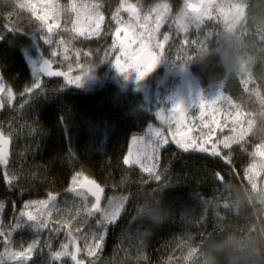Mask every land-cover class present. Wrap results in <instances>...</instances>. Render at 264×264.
<instances>
[{
    "label": "trees",
    "instance_id": "16d2710c",
    "mask_svg": "<svg viewBox=\"0 0 264 264\" xmlns=\"http://www.w3.org/2000/svg\"><path fill=\"white\" fill-rule=\"evenodd\" d=\"M83 1L93 3L105 19L103 32L96 38L73 33L70 0H55L57 20L51 32L28 8L14 9L7 0H0V75L5 87L0 128L12 140L7 163L0 162L6 231L16 227L26 201L55 198L47 207L31 203L38 222L44 220L46 226L36 241L29 231L19 234L27 245L37 243L29 264H58L52 262V255L64 237L67 244L70 235L101 233L104 240L94 264H181V240L196 246L226 231L252 229L257 224L253 209L236 214L237 194L226 182L254 190L247 177L253 175L250 168L257 162L258 148L264 150V0H246L239 27L225 36L227 54L213 49L200 52L196 44L188 48V40L177 33L173 49L182 54L189 49L196 82L205 91L222 83L223 94L250 117V123L241 139L224 148L220 138L209 133L199 137L204 128L196 117L190 125L192 138L197 144L209 140L219 155L212 156L210 147L208 152H185L171 144L161 154L157 170L161 181L124 163L131 139L155 124L157 76L153 73L138 84H119L110 77L105 80L110 63L102 64L113 47L115 20L124 4L138 9L167 5V18L178 31L176 21L184 0ZM42 36L50 37V46L60 55V63L49 58L56 69L84 76L85 85L70 88L65 84L62 91V81L47 80L27 67L28 50L38 64L45 58ZM235 64L244 69L242 73L234 72ZM10 163L15 169L10 179L17 173L14 183L9 179ZM77 173L81 180L87 177L103 189L104 208L110 200L122 204L107 227L89 209L90 199L73 191L72 178ZM148 202H162L171 215L159 228L143 221V227L153 231L145 242L136 232L141 223L137 209Z\"/></svg>",
    "mask_w": 264,
    "mask_h": 264
},
{
    "label": "rangeland",
    "instance_id": "374dc122",
    "mask_svg": "<svg viewBox=\"0 0 264 264\" xmlns=\"http://www.w3.org/2000/svg\"><path fill=\"white\" fill-rule=\"evenodd\" d=\"M8 6H12L14 9L23 5L28 8L31 12L37 15V19L41 20L44 27L49 31H53L56 24L57 15L56 7L57 4L55 0H7ZM72 7L69 10V15L73 18L72 31L77 37L82 38H96L100 36L104 28V17L100 10L93 4L83 0H70ZM192 2L200 4L201 0H184V9L186 8V3ZM204 3H207L209 6V15L202 18L200 21L187 20L183 21L187 25L186 29L182 28L178 24L177 18V27L178 31L171 25L167 18V10H165L164 5H156L147 9H136L135 12L128 11L132 5L124 4L120 13L117 15L115 20V26L121 28L120 32H116L113 35V39L125 40L128 41V38L131 36L132 31H135L138 35L143 33L145 36L147 32L145 28H155L157 22V15L160 14V26L158 31L155 32V41L163 44L161 49L156 51L161 53V57L156 66L147 73L143 78L137 79L135 68H130V64H135L140 53L137 50L140 47L139 42L131 43L129 52L136 53L132 55L129 59L123 53L120 52L119 45L112 47V49L105 55L103 64L110 63L107 73L105 75V80L107 77H110L111 81L117 82L119 84H138L140 82L146 81L147 78L155 73L158 78V82L155 84V96L154 102L156 108L154 110L155 124L148 126L146 130L137 136H134L131 139L129 144L128 153L126 156H129V153H132L133 156L137 153L138 148H147L148 151H151V147H148L149 141L153 143L156 141V132L157 130L162 133L163 138H166L168 143L166 145H158V160L155 161L156 167L155 172L158 170L160 163V158L163 150L169 147V145L175 143V139H181L184 137L192 138L190 133V125L194 122L195 118L199 119L203 130L199 131V137L202 135L203 138H206L208 135H212L211 138L216 137L220 138L221 141H224L228 144L234 143L236 140L241 139L246 133L250 117L247 114H243L238 108H236L228 98L222 92V83L212 85L209 91H205L195 80L194 75L191 73L189 67V58L187 52L182 54L180 51H176L173 48L175 47V42L178 41V34L180 33L184 36L188 42L189 47L191 48L194 44L198 46L200 52H205L209 49H213L215 52H222L227 54L229 46L226 47L227 40L225 36L230 35L234 32L240 25L244 14H245V2L246 0H203ZM102 16L103 19L99 21V29L96 31V34L90 35V32H93L96 29V23L98 20L97 15H95L92 10ZM191 15V13H190ZM43 17V19H41ZM147 17V21L145 20ZM119 21V23H118ZM128 26H132L129 29ZM50 31V32H51ZM83 33V34H81ZM168 35L169 39L164 41V36ZM45 42V41H44ZM147 43V41H145ZM46 47L43 48V54L45 59L53 58L57 59V63H60L61 58L58 55V51L50 46L49 43H45ZM31 50V49H30ZM28 50L26 57L35 60L36 56L33 55ZM54 53V54H53ZM120 59L121 65L125 69V73H120L115 68V63L117 59ZM127 61V62H126ZM52 63V62H51ZM41 62L37 64L36 72L41 73ZM53 64V63H52ZM55 66V64H53ZM234 72L242 73L244 69L235 64ZM246 69H248L246 67ZM230 70V69H229ZM53 72H60L56 67L53 68ZM61 73V72H60ZM77 75L73 76V72H70L67 75L52 76L53 80L62 81L59 83L60 89L62 91L66 90L64 87L67 84L70 88H77L78 86H83L84 76H81V79L78 84L69 82L70 78H74ZM57 84V82H56ZM53 83V85H56ZM91 89V86H88ZM5 87L0 75V109H1V96L4 95ZM203 98L206 102L204 108L205 115L201 117V109L198 106L200 98ZM182 103L186 109L185 118L178 123L177 117L172 115V106L174 103ZM214 103L215 105H211ZM218 109L214 112L213 109ZM157 113L159 115H157ZM213 117L215 118V123H212ZM203 121V122H202ZM212 129V131L209 130ZM0 132H3L0 128ZM5 135V134H4ZM6 136V135H5ZM9 137V136H6ZM10 138V137H9ZM136 138V139H134ZM142 138L141 142L138 144L137 139ZM175 138V139H174ZM193 139V138H192ZM204 147L209 149L212 148L213 143L209 140L203 141ZM180 148V147H179ZM181 149V148H180ZM208 149V150H209ZM183 150V149H182ZM184 151V150H183ZM195 152V151H187ZM147 163H152L148 161ZM13 164L10 163L8 167L9 179L10 173L15 170L12 167ZM127 166H133L138 168L141 172L149 175L148 172L144 171L140 164L132 163L127 164ZM255 172L258 175L254 176V183L252 186L255 189L264 187V157L258 155L257 162L255 164ZM17 173L13 175V178L10 179L12 183L16 182ZM91 201V200H90ZM24 207L21 211L32 213L37 217L36 208L33 204L30 203L29 207ZM93 201L88 205L91 209ZM103 201L101 204V211L97 213L99 215L100 224L103 226H108V222L103 220L102 210L104 209ZM5 206H0V231L5 233L7 237V243H5V236H0V245H2V251L0 252V262L2 264H29V261L35 252L37 243L33 247L32 254L30 259L26 260H13L10 256L11 252H23L25 251L30 244H26L19 238V234L29 231V234L34 237V241L38 240V237L41 236L42 226L39 225L38 219L36 222H27L25 217L20 216V221H22L19 228L15 227L11 231H6V221L4 220ZM92 212V211H91ZM93 213V212H92ZM38 218V217H37ZM35 223L36 227H32V224ZM97 235H86L76 236L70 235L69 242L66 244L64 241L65 237L62 239L60 247L56 249L55 252L63 251L62 245H68L67 251L69 255L61 256L58 259H55L52 255V262H57L58 264H73L71 262V253L72 250V241L75 239L78 242V259L79 261L85 264H94L97 260V256L100 253L101 248L97 251L96 255H88V247H94V240ZM40 239V238H39ZM27 242V241H26ZM29 243V242H28ZM33 244V243H32ZM8 250L7 252L5 250ZM34 251V252H33ZM55 264V263H54Z\"/></svg>",
    "mask_w": 264,
    "mask_h": 264
},
{
    "label": "snow or ice",
    "instance_id": "6c2138e0",
    "mask_svg": "<svg viewBox=\"0 0 264 264\" xmlns=\"http://www.w3.org/2000/svg\"><path fill=\"white\" fill-rule=\"evenodd\" d=\"M23 7V5H21ZM165 10H167V5L164 6ZM130 12H134L135 9L130 8ZM92 12L97 15L98 20L96 23V29L93 32H90L89 34H96V31L99 29V21L103 19L102 16H99V14L95 11V9L92 10ZM191 13V15H190ZM209 15V6L207 3H204L203 0H201L200 4L188 2L186 3V8L181 10V12L178 14V24L180 27L185 28L187 27L186 24L183 23L185 19L189 20H195V21H200L202 18L205 16ZM43 19V17L41 18ZM145 20L147 21V17H145ZM119 23V21H118ZM160 26V14L157 15V22H156V27L155 28H145V31L147 32V35L145 36L143 33L137 34L135 31H132L131 36L128 38V41L126 42L125 40H119L114 39L113 40V47L119 45L120 52L123 53L126 57L129 59L131 58L132 55H136V53H130L129 48L131 43L134 42H139L140 47L137 50L139 55L137 61L135 64H130V68H135L136 72V78L139 80L143 78L147 73H149L153 68L156 66L158 60L163 57L161 53L157 52V49H161L163 47V44L160 42L155 41V32L158 31ZM129 29H131L132 26H128ZM51 31V27L48 29ZM121 28L117 27L116 32H120ZM83 34V33H81ZM44 39L45 43H51L50 37L47 36H42ZM169 39L168 35L164 36V41H167ZM147 41V43H145ZM54 54V53H53ZM127 62V61H126ZM115 68L117 69L118 72L120 73H125V69L123 65L120 63V59L118 58L115 63ZM41 71L45 73L48 76H59V75H65L67 78L66 73H60V72H53L51 71V64L49 60H46L42 66ZM81 79V76H76L74 78H70L69 82L78 84ZM34 87H39V84H35ZM27 91L31 92L32 89L29 88ZM211 105H215L212 103ZM199 108L201 109L200 115L203 117L205 115L204 113V108L206 106V102L204 99L201 97L198 103ZM214 112L218 111V109H213ZM186 114V109L183 106L182 103H174L172 106V115L174 117H177V122L180 123L184 118ZM157 115H159L157 113ZM203 122V121H202ZM215 118L213 117L212 123H215ZM210 131H212L211 128H209ZM136 139V138H134ZM175 139V138H174ZM142 138L137 139V143L139 144L141 142ZM7 139L3 137L2 134H0V143L2 144H7ZM168 143L166 138H163L162 133H160L158 130L156 132V141L153 143L152 141H149L148 147H151V151H148L147 148H138L137 153L135 156L132 155V153H129V156H126L124 158V163L127 164H132V163H137L140 164L141 167L143 168L144 171L149 173L150 177L155 178L157 181H161V174L158 172H155V161L158 160V145H166ZM175 143L177 144L178 147L183 149L185 152L187 151H199V152H208L209 150L204 147L203 144H197L195 139L184 137L181 139H175ZM218 143H222L224 148H229L230 145L224 141H218ZM261 148H258L257 152L255 153L256 155H260L264 157V150H260ZM212 156H217L219 153L216 150V145H212L211 153ZM148 161H151L152 163H147ZM0 162L6 163V159L3 153V148H0ZM250 171H252L253 175H248V180L250 182L254 183V176L258 175V173L255 172V165L251 166ZM72 181L74 184H79L80 187L82 188H87L88 192H90L95 198H96V203L92 204V209L95 211H101V209L98 207L99 201H100V194L102 193L103 189L100 188L99 185H97L94 181L88 180L87 177H84L83 180L80 179V174L77 173L73 178ZM54 197H49V200H44V201H38V202H29L25 204V207H29L30 203H36L40 206L47 207L50 203V201L54 200ZM2 206V205H0ZM122 207V204L119 202H115L113 200L109 201V206L107 208H104L102 210V217L104 221H107L108 223L114 222L115 218L120 212V209ZM91 214V212L89 213ZM21 217L27 218V221L29 222H36L37 217L33 215L32 213H25L24 211L20 212ZM22 221L19 219L16 222V227L19 228L21 226ZM39 225L40 226H46V222L44 220H39ZM103 226V225H102ZM32 227H36V224L33 223ZM0 236H5V233L0 231ZM104 240V236L101 233L98 235L95 240H94V247L89 246L88 247V255L89 256H94L96 255L97 251L101 248L102 242ZM7 237L5 236V243H7ZM73 245L75 244L74 241H72ZM35 246V242L33 244H30L28 248L23 251V252H11L10 256L13 260H26L30 259L33 247ZM63 251H58L53 253V257L55 259L60 258L61 256H66L69 255V252L67 251L68 245H62L61 246ZM6 252L8 251L7 249L5 250ZM79 249L77 248L74 252L71 253V258L73 261H76V264H82L81 261L77 259L76 252H78ZM2 264V262H0Z\"/></svg>",
    "mask_w": 264,
    "mask_h": 264
},
{
    "label": "clouds",
    "instance_id": "9594fccd",
    "mask_svg": "<svg viewBox=\"0 0 264 264\" xmlns=\"http://www.w3.org/2000/svg\"><path fill=\"white\" fill-rule=\"evenodd\" d=\"M226 184L237 194L234 204L236 214L251 207L257 224L243 233L226 231L223 235L211 236L202 245L193 246L181 240L178 245L183 249L181 264H264V187L249 191L235 188L230 182ZM137 212L141 223L136 232L145 242L153 235L152 228H159L171 215L168 206L162 202L142 204ZM143 221H147L152 228H144Z\"/></svg>",
    "mask_w": 264,
    "mask_h": 264
},
{
    "label": "water",
    "instance_id": "95a60500",
    "mask_svg": "<svg viewBox=\"0 0 264 264\" xmlns=\"http://www.w3.org/2000/svg\"><path fill=\"white\" fill-rule=\"evenodd\" d=\"M128 11H129V9H128ZM135 12V11H134ZM46 61V59H44L43 61H42V64H41V69H42V66H43V64H44V62ZM25 63H26V65L29 67V68H36V60H33V59H26V61H25ZM50 64H51V62H50ZM51 71H52V65H51ZM42 74H43V76L45 77V78H51V76H48V75H46L45 73H43L42 72ZM1 134V133H0ZM3 135V134H2ZM3 137L4 138H6L7 139V144H2V143H0V148H3V153H4V156H5V159H6V163H7V161H8V159H9V157H10V152H11V141H10V139H8L7 137H5L4 135H3ZM93 181V180H92ZM101 188V187H100ZM74 191H82V192H84V193H86L92 200H93V204L94 203H96V198L90 193V192H88V190H87V188H82V187H80L79 186V184L74 188ZM102 198H103V193H101L100 194V201H99V205H98V207L100 208V205H101V200H102ZM91 210H92V212H97V211H95V210H93L92 208H91ZM27 213V212H26ZM26 217V216H25ZM27 219V218H26ZM28 223H30L29 221H27ZM71 241H74L75 242V244L73 245V243H72V250H73V252L78 248V242L75 240V239H71ZM76 255H77V259H78V252H76ZM71 260H72V258H71ZM72 262L74 263V264H76V261H73L72 260Z\"/></svg>",
    "mask_w": 264,
    "mask_h": 264
},
{
    "label": "bare ground",
    "instance_id": "6f19581e",
    "mask_svg": "<svg viewBox=\"0 0 264 264\" xmlns=\"http://www.w3.org/2000/svg\"><path fill=\"white\" fill-rule=\"evenodd\" d=\"M130 8H132V9H135V11H136V9H138L136 6H131ZM130 8H128V9H130ZM104 22H105V19H104ZM26 59H28L27 57H26ZM26 59H25V61H26ZM30 59V58H29ZM26 64V63H25ZM51 65H52V71H53V68L55 67L52 63H51ZM28 67V66H27ZM29 68V67H28ZM32 69H34V68H32ZM41 75L43 76V74H42V71H41ZM44 77V76H43ZM45 78V77H44ZM45 79H47V80H53L52 79V76H51V78H45ZM1 134H3L2 132H0ZM4 135V134H3ZM5 136V135H4ZM6 137V136H5ZM8 139H10V141H11V149H12V140H11V138H9V137H7ZM78 184H76V186H77ZM75 186V187H76ZM74 187V188H75ZM74 188H73V191H74ZM74 192H82V191H74ZM83 194H85L91 201H93L86 193H84V192H82ZM102 193H103V191H102ZM104 194V193H103ZM102 201H103V198H102V200H101V204H102ZM100 207H101V205H100ZM92 211V210H91ZM98 212V211H97ZM97 212H93V213H97ZM26 213V212H25ZM27 213H29V212H27ZM26 218V217H25ZM77 241V240H76ZM34 252V251H33ZM33 255H34V253H33ZM32 255V256H33ZM32 258V257H31ZM79 258V257H78ZM31 260V259H30ZM79 260V259H78ZM30 262V261H29ZM71 262H72V260H71ZM73 263V262H72ZM74 264V263H73ZM82 264H85V263H83L82 262Z\"/></svg>",
    "mask_w": 264,
    "mask_h": 264
}]
</instances>
